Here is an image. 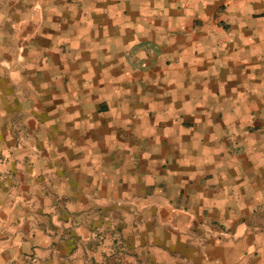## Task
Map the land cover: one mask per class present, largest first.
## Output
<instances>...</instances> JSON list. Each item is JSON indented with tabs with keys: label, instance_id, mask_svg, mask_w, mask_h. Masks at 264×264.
I'll return each instance as SVG.
<instances>
[{
	"label": "crops",
	"instance_id": "0c3cea01",
	"mask_svg": "<svg viewBox=\"0 0 264 264\" xmlns=\"http://www.w3.org/2000/svg\"><path fill=\"white\" fill-rule=\"evenodd\" d=\"M0 264H264V0H0Z\"/></svg>",
	"mask_w": 264,
	"mask_h": 264
},
{
	"label": "rangeland",
	"instance_id": "374dc122",
	"mask_svg": "<svg viewBox=\"0 0 264 264\" xmlns=\"http://www.w3.org/2000/svg\"><path fill=\"white\" fill-rule=\"evenodd\" d=\"M39 1V0H38Z\"/></svg>",
	"mask_w": 264,
	"mask_h": 264
}]
</instances>
